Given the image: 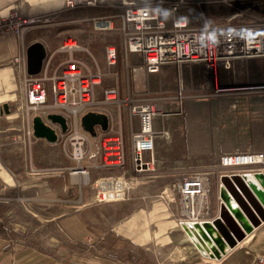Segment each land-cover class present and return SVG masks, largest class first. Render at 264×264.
<instances>
[{
  "label": "crops",
  "instance_id": "1",
  "mask_svg": "<svg viewBox=\"0 0 264 264\" xmlns=\"http://www.w3.org/2000/svg\"><path fill=\"white\" fill-rule=\"evenodd\" d=\"M93 8L96 6L90 7ZM14 11L24 19L37 20L23 36L5 29L6 20ZM70 11L74 10L65 7V0H0V222L8 223L6 238L0 237V264H135L136 260L141 264L145 257L149 264H170L156 257V246L168 247L170 254L185 259L194 252L195 243L189 232L177 224L178 201L167 203L163 197L168 198L171 184L185 170L215 165L226 153H264V108L252 99L256 94L238 91L264 84V59L236 62L229 70L220 68L216 77L203 64H170L150 74L145 70L142 55H125L119 16L111 43L119 52L114 68L117 76L104 78L98 87V101H103L105 89L118 84L122 100L130 97L162 106L168 115L154 121L160 133L155 140V155L156 168L161 173L152 180L142 178L129 200L96 204L93 187L79 184L84 177L70 174L74 164L65 157L58 137V131L67 132L68 125L59 113L49 116L62 117L65 130L49 116L42 119L56 132V143L35 134L29 147L15 141L26 128L14 112L17 101L25 97L24 70L17 69L13 61L22 56L28 73L27 51L33 43L41 42L47 52H56L69 39L56 26L78 21L68 18ZM90 29L93 35L104 32L96 31L94 25ZM79 44L90 51L97 65L87 53H75V57L83 58L93 71L99 68L107 73L106 47L98 48L96 40ZM68 58L66 53H57L53 66L63 68ZM179 110L181 114H175ZM91 113L108 119L106 130L98 119L89 121L88 126L92 125L96 133L94 137L112 129L121 130L129 167L131 134L138 130V124L131 127L127 105L122 104L120 110L116 105L101 106ZM88 114L79 119L84 132L87 131L82 127V119ZM36 117L39 116L33 117L32 126ZM37 147L45 154L38 150L35 157ZM57 148L64 158L61 165L54 156ZM33 158L43 160L46 167L39 168ZM104 170L111 173L105 176L118 174L115 169H95L91 175ZM214 189L217 200V174L213 177L212 193ZM71 208L75 210L70 212ZM24 221L42 224L27 232L19 224ZM263 226L264 223L254 232ZM42 227L45 228L39 230Z\"/></svg>",
  "mask_w": 264,
  "mask_h": 264
},
{
  "label": "built area",
  "instance_id": "2",
  "mask_svg": "<svg viewBox=\"0 0 264 264\" xmlns=\"http://www.w3.org/2000/svg\"><path fill=\"white\" fill-rule=\"evenodd\" d=\"M98 1L65 0V7L68 10L95 7ZM121 2L124 6L120 18L125 55L133 53L142 55L145 70L150 74H156L163 66L170 64L176 66L203 64L206 70L216 77L220 68L229 70L236 62L264 59V22L244 26L204 24L202 27L192 28L185 19H174L167 25L158 6L140 5V0ZM141 2L145 3V0ZM179 3H184V0H179ZM178 8L179 6L173 7L172 12L178 11ZM36 22V19H24L19 12L14 11L4 26L7 31L23 36ZM93 25L96 31H114L113 22L110 20L97 18L94 19ZM81 52L89 54L92 62L97 65L90 51L72 38L67 39L56 52L46 51L42 70L36 76L26 72V62L22 56L14 59V66L24 70L22 79L25 89V97L17 101L14 112L16 117L21 119L24 129L26 128L21 138L15 141L29 147L34 137L33 117L38 115L46 119L52 112L59 113L66 119L68 125L67 132L61 134L58 131V137L65 157L74 164L70 174L84 177V181L78 183L93 187L96 204L129 200L132 190L142 178L152 180L161 173L156 168L155 155V140L160 133L155 129L154 121L157 117H166L168 113L154 101L141 102L130 97L122 100L118 84L105 89L103 101L99 102L98 87L103 84L106 76L114 78V68L119 61L118 49L111 44L106 46L107 73L99 68L93 71L83 58L75 57V53ZM57 53L69 55L63 68L62 65L53 66V59ZM238 91L264 94V84L243 87ZM178 99L181 105L183 99L181 88ZM122 104L128 107L131 127L138 124V130L131 134L129 167L121 130L114 132L112 129L100 136L91 137L79 124L81 116L97 112L101 106L116 105L120 110ZM181 112L179 110L175 114L180 115ZM95 169H115L118 174L99 177L91 182V173ZM214 174H217L218 178L216 217L218 218L225 205L221 192L226 191V195L230 193L224 180L228 179L231 182L234 193L230 194L235 200L234 196L238 200H246L233 178L238 176L247 182L248 177L257 178L260 174L264 175V153L252 151L226 153L219 157L215 165L192 168L180 174L169 188L171 194L163 199L167 203L178 201L177 224L181 228H186L189 233L196 225L205 230V225H211L216 219L210 220L212 212L210 196ZM207 233L205 232V235L208 237ZM189 237L193 242L190 234ZM89 241L93 239L90 238ZM250 264H264V251L257 254Z\"/></svg>",
  "mask_w": 264,
  "mask_h": 264
},
{
  "label": "rangeland",
  "instance_id": "3",
  "mask_svg": "<svg viewBox=\"0 0 264 264\" xmlns=\"http://www.w3.org/2000/svg\"><path fill=\"white\" fill-rule=\"evenodd\" d=\"M141 1L142 0H140L139 3L140 5L158 6L162 18L167 25H170L174 19H185L188 22V25L192 28L202 27L204 24L244 26L264 22V0H184V3L181 4L179 3V0H145V3H142ZM175 6H179L178 11L172 12V8ZM123 11L124 6L121 0H99L96 8L90 9V7H81L74 11H70L68 18L70 20L76 19L78 21L56 26V29L58 27L64 32L62 34L63 36L75 39L81 44L96 40L97 47L104 48V46H108V43H114V40L112 39L114 31L111 32L113 33L112 36L108 34L110 31L98 32V35H93L90 27L94 24V19L99 18L104 21L110 20L113 22V27H115V22L119 19V16ZM47 86H49V83H47ZM254 98L256 101H259L258 104L264 108V94L253 95L252 99ZM38 150H40V153L45 154L39 147H37L34 154L35 157ZM33 159L36 164L38 162L39 168L46 167L43 160ZM29 161L30 159L28 158V162ZM110 174L109 171L105 170L101 173L96 171L91 175V181L99 178L98 176ZM211 200L212 212L210 220H213L218 215L215 189L211 195ZM74 210L75 208H71L70 212ZM19 224L22 225L24 230L30 232L37 229L42 223L24 221ZM44 228L45 227H42L39 230H43ZM180 229L182 228L180 227ZM183 229L186 230V228ZM204 239L207 238L204 237ZM218 241V250L214 251L216 252L214 253V256H217L218 260L202 256V254L196 249L197 247L195 245V249L193 248L194 252H191V254L185 259L183 257L178 258L174 256L173 253L170 254L169 252L172 251L168 247L162 249V247L156 246V257L162 260L166 259V263L170 262V264H250L257 254L264 251V226L255 231L251 236L239 238L236 247L226 255H221L220 253L224 250L223 239H218Z\"/></svg>",
  "mask_w": 264,
  "mask_h": 264
},
{
  "label": "bare ground",
  "instance_id": "4",
  "mask_svg": "<svg viewBox=\"0 0 264 264\" xmlns=\"http://www.w3.org/2000/svg\"><path fill=\"white\" fill-rule=\"evenodd\" d=\"M251 185H254L259 192L256 193L252 190ZM237 188L243 194V191L239 187ZM246 188L251 192L255 201L258 202L262 213H258L254 207H251L250 210L242 208L228 193L224 196L225 205L221 216L216 218L205 230L196 225L192 227V232L189 233L202 255L218 260L217 256H214V253H216L214 251L218 250L216 239H223L224 250L219 252L221 255H226L236 247L239 238L248 237L264 223V175L260 174L257 178L248 177ZM205 232H208V239H204Z\"/></svg>",
  "mask_w": 264,
  "mask_h": 264
},
{
  "label": "water",
  "instance_id": "5",
  "mask_svg": "<svg viewBox=\"0 0 264 264\" xmlns=\"http://www.w3.org/2000/svg\"><path fill=\"white\" fill-rule=\"evenodd\" d=\"M46 57V49L44 45L41 42L33 43L27 51V67H28V73L30 75L36 76L40 74L42 67H43V61ZM6 108V107H5ZM49 119H51L54 122H59L62 124L63 129L66 128L65 120L56 115L49 116ZM92 119H98L99 123L102 125V129L106 130L108 126V119L104 115H95L93 113H90L83 117L82 119V127L89 132L93 137L96 136V133L94 132V128L92 125L88 126V123ZM33 128H34V134L37 138L46 139L47 141L51 143L57 142V135L56 132L50 128L46 123L42 120L41 117H36L33 121ZM234 183L243 191V194L246 198V200H238L236 196H234L238 202V204L247 210H250L251 207H254L258 213H262V209L259 207L258 202L255 201L254 197L251 195V192L246 188V182H244L240 177L236 176L233 178ZM224 183L226 187L228 188L230 193H234L233 187L231 185V182L228 179L224 180ZM252 190L256 191L258 193L259 191L254 185H251L250 187ZM221 196L224 199V196H226V191L221 192ZM210 225H205V228H208ZM205 234V233H204ZM205 238L208 239L206 235H204ZM217 242H219L216 239Z\"/></svg>",
  "mask_w": 264,
  "mask_h": 264
},
{
  "label": "trees",
  "instance_id": "6",
  "mask_svg": "<svg viewBox=\"0 0 264 264\" xmlns=\"http://www.w3.org/2000/svg\"><path fill=\"white\" fill-rule=\"evenodd\" d=\"M54 156H55L56 161L59 162L60 165L64 163V161H63L64 158L62 157V153H61V151H60L59 148H57V150L55 151ZM7 231H8V229H7V223L1 221L0 222V237L6 238ZM138 263H139V261L136 260L135 261V264H138ZM141 264H149L146 257L143 258Z\"/></svg>",
  "mask_w": 264,
  "mask_h": 264
}]
</instances>
